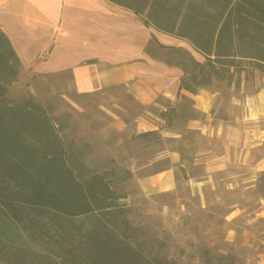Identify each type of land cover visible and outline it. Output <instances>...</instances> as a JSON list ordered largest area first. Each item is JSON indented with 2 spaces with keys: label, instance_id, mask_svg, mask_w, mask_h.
<instances>
[{
  "label": "rangeland",
  "instance_id": "obj_1",
  "mask_svg": "<svg viewBox=\"0 0 264 264\" xmlns=\"http://www.w3.org/2000/svg\"><path fill=\"white\" fill-rule=\"evenodd\" d=\"M253 44L241 50L257 54V40ZM155 51L183 77L188 75L182 68L191 70L193 61L205 62L190 45ZM233 71L223 79L213 77L203 89L217 98L213 122L236 125L242 137L234 131L227 136L189 131L183 116L163 119L162 106L170 111V103L158 98V105L142 106L123 86L79 94L70 72L36 78L19 70L8 98L32 96L44 106L61 126L68 164L79 178L108 173L116 193L126 195V217L139 228V241L158 253L159 260L264 264V169L257 166L264 160V112L251 122L245 112L235 115L230 104L232 98L258 93L264 72L247 60L231 67ZM143 114L148 124L158 127L163 119L162 127L150 135L138 133L136 119ZM115 116L125 122L124 130L114 127ZM178 154L179 159L174 158ZM170 170L171 182L157 183L160 174Z\"/></svg>",
  "mask_w": 264,
  "mask_h": 264
},
{
  "label": "trees",
  "instance_id": "obj_2",
  "mask_svg": "<svg viewBox=\"0 0 264 264\" xmlns=\"http://www.w3.org/2000/svg\"><path fill=\"white\" fill-rule=\"evenodd\" d=\"M107 1L204 57L182 68L188 76L180 89L196 94L242 60L264 72V0ZM255 40L257 54L241 50ZM20 66L0 29V264H176L141 244L126 217V195L116 193L106 171L76 175L61 126L42 104L8 98ZM179 113L171 108L164 119Z\"/></svg>",
  "mask_w": 264,
  "mask_h": 264
},
{
  "label": "crops",
  "instance_id": "obj_3",
  "mask_svg": "<svg viewBox=\"0 0 264 264\" xmlns=\"http://www.w3.org/2000/svg\"><path fill=\"white\" fill-rule=\"evenodd\" d=\"M0 29L21 62L20 72L36 78L70 72L79 94L123 86L142 106L158 105V98L170 103L181 112L176 116L185 118L189 131L206 135L222 132L225 136L234 131L235 136L242 137L236 125L213 122L214 94L203 88L196 94L180 89L181 70L156 55V47L191 44L156 30L142 17L107 0H0ZM230 104L235 115L245 112L247 119L255 122L264 112V87L254 95L232 98ZM167 107L162 106V111ZM144 116L136 119L138 133L162 127L164 118L158 127L148 124ZM112 122L118 130L126 127L118 116ZM175 157L179 159V154ZM257 166L264 169V160ZM163 173L157 183L168 184L174 173ZM146 182L152 183L151 179Z\"/></svg>",
  "mask_w": 264,
  "mask_h": 264
}]
</instances>
